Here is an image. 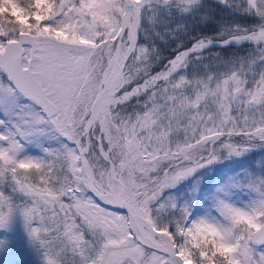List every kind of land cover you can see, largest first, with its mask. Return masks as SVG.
I'll return each mask as SVG.
<instances>
[{
    "label": "snow or ice",
    "instance_id": "6c2138e0",
    "mask_svg": "<svg viewBox=\"0 0 264 264\" xmlns=\"http://www.w3.org/2000/svg\"><path fill=\"white\" fill-rule=\"evenodd\" d=\"M5 258L264 264V0H0Z\"/></svg>",
    "mask_w": 264,
    "mask_h": 264
},
{
    "label": "rangeland",
    "instance_id": "374dc122",
    "mask_svg": "<svg viewBox=\"0 0 264 264\" xmlns=\"http://www.w3.org/2000/svg\"><path fill=\"white\" fill-rule=\"evenodd\" d=\"M242 163H245V161H224L222 164L214 166V168L211 171H209L205 176L206 183L223 180L225 175L240 168ZM13 239L17 243L21 242L22 240V232L19 224L15 225L13 232ZM5 260H6V264H11L9 258H5Z\"/></svg>",
    "mask_w": 264,
    "mask_h": 264
},
{
    "label": "trees",
    "instance_id": "16d2710c",
    "mask_svg": "<svg viewBox=\"0 0 264 264\" xmlns=\"http://www.w3.org/2000/svg\"><path fill=\"white\" fill-rule=\"evenodd\" d=\"M230 19H232L233 21H236V20H240L241 18L236 17V16H232V17H230Z\"/></svg>",
    "mask_w": 264,
    "mask_h": 264
}]
</instances>
